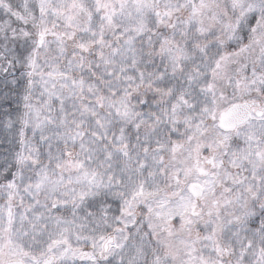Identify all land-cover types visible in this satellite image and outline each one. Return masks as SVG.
<instances>
[{"label": "snow or ice", "instance_id": "6c2138e0", "mask_svg": "<svg viewBox=\"0 0 264 264\" xmlns=\"http://www.w3.org/2000/svg\"><path fill=\"white\" fill-rule=\"evenodd\" d=\"M0 264H264V0H0Z\"/></svg>", "mask_w": 264, "mask_h": 264}]
</instances>
